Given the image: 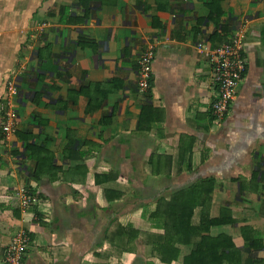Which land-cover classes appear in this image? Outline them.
<instances>
[{"label": "crops", "instance_id": "crops-1", "mask_svg": "<svg viewBox=\"0 0 264 264\" xmlns=\"http://www.w3.org/2000/svg\"><path fill=\"white\" fill-rule=\"evenodd\" d=\"M211 1L0 0V125L8 83L20 89L18 131L0 138V263L25 230L23 264H184L195 244L161 261L165 231L150 216L161 197L212 178L210 216L226 208L235 221L209 234L264 264V0H221V17ZM244 22L247 67L216 121L212 52ZM25 185L42 199L27 212L15 193Z\"/></svg>", "mask_w": 264, "mask_h": 264}, {"label": "trees", "instance_id": "trees-1", "mask_svg": "<svg viewBox=\"0 0 264 264\" xmlns=\"http://www.w3.org/2000/svg\"><path fill=\"white\" fill-rule=\"evenodd\" d=\"M220 2L221 0H212L210 3L212 14L219 17L224 14ZM82 4L87 6L84 0ZM222 32L225 37L227 26L222 28ZM28 147L36 150L33 144ZM213 189L214 180L205 178L175 190L170 199L161 197L158 200V206L150 219L157 221L165 231L162 237L153 242L154 253L161 261L169 263L178 258L180 250L177 243H194L195 248L185 257L184 264H243L241 250L235 246L230 236L212 237L209 234L213 225L235 221L226 208L218 218L210 216ZM198 207L201 208V220L200 224L194 225L193 217ZM246 237L254 247H262L258 235Z\"/></svg>", "mask_w": 264, "mask_h": 264}, {"label": "built area", "instance_id": "built-area-1", "mask_svg": "<svg viewBox=\"0 0 264 264\" xmlns=\"http://www.w3.org/2000/svg\"><path fill=\"white\" fill-rule=\"evenodd\" d=\"M247 32L248 24L244 22L235 32L224 38L212 52L214 84L218 89L217 96L212 103V113L216 121H221L228 113L244 76L247 67V57L244 54ZM154 58L155 46L150 43L138 58L137 85L141 92H146L151 87ZM7 87V99L1 104L3 120L0 125V138H9L18 131V113L12 107V99L19 95L20 89L16 82H9ZM15 193L23 212L42 203L39 193L28 185L17 188ZM30 243L31 237L27 231L16 233L8 243L0 264H23Z\"/></svg>", "mask_w": 264, "mask_h": 264}]
</instances>
